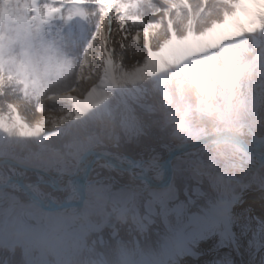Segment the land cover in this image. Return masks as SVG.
<instances>
[{
	"label": "snow or ice",
	"instance_id": "snow-or-ice-1",
	"mask_svg": "<svg viewBox=\"0 0 264 264\" xmlns=\"http://www.w3.org/2000/svg\"><path fill=\"white\" fill-rule=\"evenodd\" d=\"M0 264H264V0H0Z\"/></svg>",
	"mask_w": 264,
	"mask_h": 264
},
{
	"label": "bare ground",
	"instance_id": "bare-ground-1",
	"mask_svg": "<svg viewBox=\"0 0 264 264\" xmlns=\"http://www.w3.org/2000/svg\"><path fill=\"white\" fill-rule=\"evenodd\" d=\"M121 52L120 50H117V57L119 58ZM20 113L22 117H24L29 123H34L36 119H39V114L32 112V113H26L24 109L21 107ZM51 130V129H49Z\"/></svg>",
	"mask_w": 264,
	"mask_h": 264
},
{
	"label": "rangeland",
	"instance_id": "rangeland-1",
	"mask_svg": "<svg viewBox=\"0 0 264 264\" xmlns=\"http://www.w3.org/2000/svg\"><path fill=\"white\" fill-rule=\"evenodd\" d=\"M131 44H132V42L129 41V45H126V48H128V56L125 57V62H127V60H128L129 58H131V52H132V50H133V49L131 48ZM118 50H120V52H121V54H122L121 49L118 48ZM121 54H120V55H121Z\"/></svg>",
	"mask_w": 264,
	"mask_h": 264
}]
</instances>
